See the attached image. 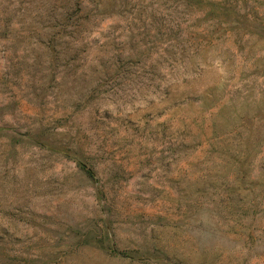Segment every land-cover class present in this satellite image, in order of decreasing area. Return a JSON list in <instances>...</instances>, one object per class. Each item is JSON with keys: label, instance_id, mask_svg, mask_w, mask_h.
<instances>
[{"label": "rangeland", "instance_id": "1", "mask_svg": "<svg viewBox=\"0 0 264 264\" xmlns=\"http://www.w3.org/2000/svg\"><path fill=\"white\" fill-rule=\"evenodd\" d=\"M0 264H264V0H0Z\"/></svg>", "mask_w": 264, "mask_h": 264}]
</instances>
